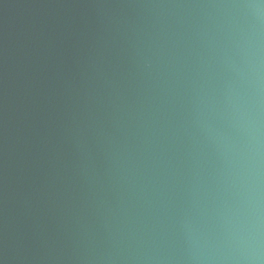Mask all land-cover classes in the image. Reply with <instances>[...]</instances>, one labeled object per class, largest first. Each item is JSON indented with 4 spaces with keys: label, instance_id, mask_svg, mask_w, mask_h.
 <instances>
[{
    "label": "water",
    "instance_id": "obj_1",
    "mask_svg": "<svg viewBox=\"0 0 264 264\" xmlns=\"http://www.w3.org/2000/svg\"><path fill=\"white\" fill-rule=\"evenodd\" d=\"M0 264H264V0H0Z\"/></svg>",
    "mask_w": 264,
    "mask_h": 264
}]
</instances>
